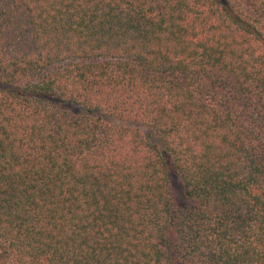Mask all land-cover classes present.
<instances>
[{"label":"trees","instance_id":"trees-1","mask_svg":"<svg viewBox=\"0 0 264 264\" xmlns=\"http://www.w3.org/2000/svg\"><path fill=\"white\" fill-rule=\"evenodd\" d=\"M0 264H264V0H0Z\"/></svg>","mask_w":264,"mask_h":264},{"label":"rangeland","instance_id":"rangeland-1","mask_svg":"<svg viewBox=\"0 0 264 264\" xmlns=\"http://www.w3.org/2000/svg\"><path fill=\"white\" fill-rule=\"evenodd\" d=\"M144 132L145 133L147 132L146 128H144ZM170 178H171V184H172V188H173V192L175 196V201H177L180 204H184L186 200L184 198L183 187H182L179 177H177L175 173H172L170 175Z\"/></svg>","mask_w":264,"mask_h":264}]
</instances>
